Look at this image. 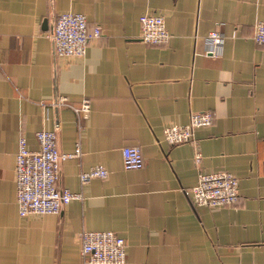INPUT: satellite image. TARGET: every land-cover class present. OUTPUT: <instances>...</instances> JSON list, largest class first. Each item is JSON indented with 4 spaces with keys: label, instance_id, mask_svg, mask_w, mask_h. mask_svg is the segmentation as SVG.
Returning <instances> with one entry per match:
<instances>
[{
    "label": "crops",
    "instance_id": "0c3cea01",
    "mask_svg": "<svg viewBox=\"0 0 264 264\" xmlns=\"http://www.w3.org/2000/svg\"><path fill=\"white\" fill-rule=\"evenodd\" d=\"M80 12L101 35L82 57L54 55L57 14ZM157 13L167 42L145 43L139 16ZM264 0H0V264H84L82 230L124 238L122 264H264V45L252 39ZM224 35L221 53L205 35ZM65 97L90 101L79 122ZM212 111L192 140L164 141L163 128ZM54 129L57 186L81 193L59 213L21 217L15 156L20 135ZM138 145L144 164L125 169L121 148ZM195 153H200L198 163ZM102 164L106 178L78 174ZM238 178L235 204L195 206L198 172Z\"/></svg>",
    "mask_w": 264,
    "mask_h": 264
},
{
    "label": "built area",
    "instance_id": "2783aa9c",
    "mask_svg": "<svg viewBox=\"0 0 264 264\" xmlns=\"http://www.w3.org/2000/svg\"><path fill=\"white\" fill-rule=\"evenodd\" d=\"M140 38L145 43L161 44L168 41L170 33L164 17L157 13H143L139 16ZM98 24L89 26L84 14L62 12L56 15L51 34L54 55L60 57H82L88 42L101 35ZM252 39L264 45V19L255 22ZM207 54L221 53L224 35L219 30L209 31L204 38ZM54 106L64 105L72 109L77 120L86 119L90 112V101L82 99L78 105L69 103L65 97L57 98ZM209 110L192 111L183 124H170L163 128L162 137L171 145L193 139L199 127L209 126L214 120ZM38 147L30 149L23 135L18 137L15 156L16 203L21 217L34 214L59 213L66 203L81 198V193L67 188H59V159L65 156L79 157V144L71 153L60 154L54 129L35 131ZM122 164L125 169H138L144 164L138 145L121 148ZM200 153H195L194 161H200ZM109 172L102 164L91 166L78 174L84 184L92 178H106ZM239 195L238 178L228 171L198 172L197 181L191 188V201L195 206L210 208L226 207L236 203ZM81 259L84 264H122L126 261V243L123 237L112 230H82L80 233Z\"/></svg>",
    "mask_w": 264,
    "mask_h": 264
},
{
    "label": "water",
    "instance_id": "95a60500",
    "mask_svg": "<svg viewBox=\"0 0 264 264\" xmlns=\"http://www.w3.org/2000/svg\"><path fill=\"white\" fill-rule=\"evenodd\" d=\"M56 99H57V96L54 98V102L56 101ZM54 107H55L56 110L58 109L57 106H54Z\"/></svg>",
    "mask_w": 264,
    "mask_h": 264
}]
</instances>
